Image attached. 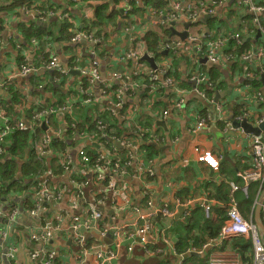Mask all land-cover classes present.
I'll use <instances>...</instances> for the list:
<instances>
[{
    "label": "crops",
    "instance_id": "crops-1",
    "mask_svg": "<svg viewBox=\"0 0 264 264\" xmlns=\"http://www.w3.org/2000/svg\"><path fill=\"white\" fill-rule=\"evenodd\" d=\"M65 2V0H34L29 8L13 7L0 12V82L8 83L7 87H0V128L7 120L25 121L29 126L34 125L35 127L46 126L43 127L44 130L35 133V138H30L29 144L23 151L18 150L13 154L9 151L12 134L1 144L3 153L0 154V168L8 166L11 160L15 163L10 166V169L13 167V170L10 171L14 174L13 180L3 179L0 172V210L6 213L11 207L16 206L19 211L14 220L0 217V264H42L40 259L33 258L31 254L45 244L41 241L35 242L31 235L38 234L40 230L42 231V227L50 222L60 224V229L55 232L52 241L48 242L50 247H56L59 250L57 264H78L79 260L74 251L71 232L68 228L73 214L71 202L75 188L71 178L79 173L81 165L77 160L79 148L84 147L92 152L109 155L115 152L112 146L116 147L117 145L110 139L98 141L95 133L85 127L80 131L77 130V123L95 118L98 114L97 111L104 110L105 103H111V101L107 102L101 98V87L102 82L110 84L118 82L117 79H112L113 71L128 73L124 70L129 66L130 72L134 71L133 61L123 62L119 59L120 55L135 46L132 40L133 36L138 38L141 51L147 52L143 40L145 34L149 30H156L157 16L153 14V9L156 8L151 5L146 6V10L143 12L130 13L133 5L122 0L117 3L112 0L113 4L109 5L106 10L109 19H105L102 24L97 23L95 17V6L99 2L98 0L90 2L93 4L92 7H89L88 3L79 6L76 4L70 11V19L62 18L60 14L48 15L45 10L52 7L63 11L64 8H68ZM255 2L264 8V0H255ZM136 3L140 7L145 4V0H136ZM128 5L131 6V9L125 11L124 9H127ZM226 8L227 5L217 4L216 14L212 17L205 16L214 18L213 24L210 26L207 21L201 19L197 28H203L205 34H209L211 31L217 33L218 29L225 34H230L235 25L239 23V20L236 21V19L240 15V10L234 6H230L228 10ZM118 10H121L123 14L117 13L118 15L110 18ZM160 10L168 13L170 11L168 2L166 10ZM40 12L46 16L44 20L39 18ZM248 16L252 18L251 14ZM261 17L264 22V9ZM62 25H68V33L72 34L71 36L75 32L89 31L98 36L100 42L94 45L91 43L92 41L86 39L69 40L64 37V33H61ZM38 27L42 28V38L40 39L39 36L29 35V30L33 31V28ZM175 30L183 32L185 26L184 28L177 26ZM259 32L258 29H255L253 32L245 33L244 36L251 40L253 45L263 44L261 32L257 37ZM258 45L250 51H254ZM149 54L151 55V53ZM52 56L58 57L59 65L64 71L60 77L56 70L45 67ZM188 58H191L190 54L186 55V60L181 59L177 69L180 74V80L177 81L180 90L171 87L165 89L164 86L159 92L156 91V94L148 95L146 87L139 88L130 96H126L123 106L119 107L120 111L125 114L118 115V121L122 123L123 117L129 120L128 125L125 122L124 124L129 126L130 130V132H125L119 129L120 136L131 138L140 146H153L150 153L155 160L154 175L146 177L145 184L138 177L135 163L124 167L123 174L116 178L120 189L128 190L130 202L132 201L134 205H141L147 198L144 195L145 187L146 194H150L155 202L167 201L166 203L175 210V214L173 217H168L170 219L159 216L150 239V244L159 243L155 252H147L148 254L136 252L132 256L131 254L124 255L125 251L121 250L119 255L123 254L122 257L125 256V259L118 256L116 260L108 261V264H142L144 261L145 264H160L165 256H170L172 264H180L189 257L187 255L189 252L196 253L194 255L196 258L188 260L189 263L206 264L213 257L244 261V257L250 254V250L239 246L244 255L241 254V257L234 249L236 246L232 247L229 239L227 241L209 239L211 241L203 244L200 250L195 249L197 248L195 246L188 245L186 246L188 252L183 251L182 253H179L177 244L181 242L182 237L193 236L195 230H215L229 222L227 206L230 182L237 181L242 186L241 182L244 183V181L238 176V172L250 170L254 162L252 148L254 134L245 133L242 128L234 127L235 121L247 117L250 122L258 125L253 117L244 116L245 112L256 114L259 117L264 115V98L257 97L256 92L249 90L248 87L250 84L248 76L256 77L261 82L260 89L264 96V84L261 80L264 62H259L256 56L250 60L241 59L237 62L232 54L222 53L220 62L215 64L218 72L216 79L220 80L222 84L217 85L218 89L215 92H208L209 99L214 102L212 103L195 92V80H193V77L201 74L212 79L210 77L212 65L209 62L191 67ZM25 62L37 65L38 70L27 75L21 74V66ZM95 62L96 64H94ZM156 64L169 66L171 62L161 57ZM94 65L100 72L101 82L89 81L83 72L76 69L78 67L81 70H90ZM191 68L194 71H191ZM51 70L53 71L52 75L49 73ZM230 84L234 85L229 90L231 93L218 100L222 105L223 112L221 114L216 106L215 97L217 93L227 90ZM87 87H91L96 98H101L98 104H81V93ZM199 88L203 92L208 90L206 84L199 85ZM180 100H183V106L175 107V104ZM38 104L42 108L37 111L56 108L60 105H65L67 108L52 115L49 124L43 118L33 120V115L37 112L34 106ZM213 105L216 107V114L212 112ZM114 107L118 108L115 103ZM165 110L168 111L167 116L163 114ZM207 116H210L207 124L201 129L197 128L199 119ZM68 118H70V122L67 121ZM161 122H165L166 125L163 126ZM59 131L62 132L61 140L66 142V146L59 150L58 156L53 155L50 151L47 156L40 157L37 152L38 142L36 140L48 133ZM117 132L118 130L114 129V133ZM197 146L212 152L220 159L218 171L213 170L205 162L198 161L195 152ZM62 152L69 153L74 167L66 169L64 166V170H61L63 167L61 164L63 162ZM119 152L116 154L119 155ZM37 161L40 163H36ZM31 164L35 167L34 174L30 169ZM33 177H37L39 181L59 186L63 189V199L61 201L42 200L36 190L29 189L33 184ZM7 184L11 186L7 188ZM254 184L253 182L251 187ZM252 190L257 194L251 205H244L243 199L248 194L245 195L243 191L237 193L236 199L239 201V211L243 217L255 222L259 192L255 191V187ZM189 201L193 202L189 205V209L180 212L178 205L187 206ZM37 203L41 205V210L32 213L31 211ZM120 204L123 207L115 210V214H118V221L130 223L135 219V215L125 210L128 200L122 198ZM207 204L211 207L208 212L204 208ZM199 206L206 211L203 227L187 232L186 230L191 227H187L186 220L192 211H197ZM102 210L106 213L114 209L103 205ZM118 221H111V223H119ZM244 237L250 240L248 236ZM94 241L105 248L113 245V239L111 243L99 238H95ZM160 241L163 243L161 244ZM190 248L193 249L189 250ZM9 251H13L15 256L12 258L6 256ZM93 260L92 256L91 262Z\"/></svg>",
    "mask_w": 264,
    "mask_h": 264
},
{
    "label": "built area",
    "instance_id": "built-area-1",
    "mask_svg": "<svg viewBox=\"0 0 264 264\" xmlns=\"http://www.w3.org/2000/svg\"><path fill=\"white\" fill-rule=\"evenodd\" d=\"M77 5H87L85 0H74ZM123 2L129 3L130 0H122ZM168 5L170 6V11L168 13H164L162 10L153 9V14L157 16L155 20L156 29L160 32L163 28H167L168 26H172L173 22L175 23V29L177 26H183L184 24H180L182 20H190L191 25L188 29V37L186 40H181L174 36L171 38V42L167 43V47H172L176 53L184 51L187 54H190L191 58L195 60L196 57L203 58L206 57L207 60L211 63L218 64L222 57V53L226 48L227 43L230 39L235 40L237 44H242L244 34L250 31H254L258 29L263 35L264 38V22L261 18V13L263 11V7L258 5L255 0H219L218 3L213 2L212 0H166ZM238 2L239 5L242 6L240 8V12H247L252 15L251 19L244 18L240 24L239 28L236 31H232L230 34L223 33L222 30L218 29L217 33L210 32L209 34H205L203 28H197L199 26V20L205 16H214L216 14V5H235V2ZM131 6L128 5L125 11H129ZM48 15L55 16L60 14V17L66 18L69 17V13L65 10L54 12L51 8H47ZM45 15L41 16V20L45 19ZM257 27V28H256ZM86 39L88 41H92L94 45L100 42V38L96 36L93 32L89 31H80L75 32L73 35L72 41H79ZM137 37L132 38L133 42L136 41ZM139 41L136 42V47L129 49V51L123 53L119 56V59L123 62L134 61L136 64V70L138 67H141L140 59L143 56L144 52L141 51ZM257 57L259 62H264V42L263 44H259L254 51H248L243 54V60H250L253 57ZM234 58V57H233ZM96 64V62L94 63ZM45 67L56 70L60 74H63L64 71L59 65V60L57 56H52ZM167 67V66H164ZM38 66L27 63L22 64L21 66V74L27 75L29 73H33L38 70ZM79 69V72H83L84 75L87 76L89 81L101 82L102 78L100 72L96 65L93 66L90 70L88 69ZM157 70H149L151 86L150 89L156 90L158 84L156 82L161 80L162 85L166 87L176 88L180 90L177 83L174 82L172 76H167V68L158 69ZM145 71V66L143 68V72ZM66 73V71H65ZM139 74V72H136ZM112 79L115 78L120 82V88H116L113 92H109L111 90L110 83L102 82L101 87V98L105 99L107 102L111 101V103H105L104 109L110 108L114 106V103L118 107L121 108L124 103V99L127 95L126 90L132 89V92L138 89L141 86H147L145 83H140L135 81L130 74L126 72L113 71ZM256 78V77H255ZM62 81L63 78L61 77ZM199 85L209 84L212 82L210 78L201 74L199 76L193 77ZM7 82H0V87H7ZM123 86V87H122ZM136 87V88H135ZM195 88V92L203 98H205V93L200 88ZM249 90L255 91L257 97L263 99V93L260 87H254L253 85H248ZM135 88V89H133ZM118 92L120 99L117 100L113 98L114 93ZM83 94L85 95L83 98ZM131 95V94H130ZM81 104L82 105H95L98 104L101 98H96L94 93L91 90V87H87L83 89L81 96ZM207 100L212 101V99L205 98ZM112 105V106H111ZM183 106V100L178 101L175 104V107L181 108ZM65 105H60L58 107H53L51 109H43L37 111L33 115V120L41 118L45 119L46 123L50 124L51 116L54 115L58 111L66 110ZM115 115L117 110L114 108H110ZM219 112L222 114V109L218 108ZM164 116L168 115V111L165 110L163 112ZM253 117L256 119V123H260L264 120V115L262 117L256 116L253 114ZM209 115V114H208ZM249 115V114H246ZM98 114L96 115V117ZM250 116V115H249ZM210 119V116L201 117L197 122V128H203L207 120ZM98 121V119H97ZM38 122V121H35ZM124 122L126 125L129 124V120L124 118ZM100 128L105 129L106 124L103 120L98 121ZM76 127V124H75ZM29 128L35 130V126H29L25 121H10L7 120L3 127L0 128V154L3 153V148L1 144L5 142V140L15 131V130H29ZM87 129V128H86ZM114 132V128L111 129ZM62 137V132H56L52 134L44 135L38 142L37 152L40 154V157H45L51 151L53 155H57L55 151L51 148V142L53 137ZM115 145L117 142L121 144L124 148L128 149L127 157L130 158L124 163L121 162L119 158H116L118 154H116V147H114V155L113 154H105L99 155L96 159V163L89 165L91 162V155L89 154L88 149L84 147L79 148V156L77 157L78 164L82 163V167H79V173L75 174L71 181L73 183L74 194L73 200L71 202V211L73 214L71 215V222L69 225V231L71 232V241L74 247V251L76 253L77 259L79 260L78 264H108V261H114L118 258L119 252L124 250L125 252L133 253V252H149L150 248L148 244L150 243V239L153 235L154 228L156 226V219L159 216L163 217H173L175 214V210L169 206L167 201L155 202L154 198L150 194L145 193L144 187V195L147 196L144 204L134 205V203L129 198L128 190L120 189L119 184L116 181L121 174H123V168L126 166H130L132 163H135L138 177L143 180L145 184V178L148 176L154 175V162L151 163V160H143L142 155L139 153L140 146L132 141L131 138L127 137H108ZM252 148L254 154V162L253 166L250 170L239 171L238 176L244 181L241 186L237 181L230 182V192H229V203H228V221L226 222L219 236L215 239L220 241L228 240L231 236L237 235H245L248 236L253 245V258L251 261H247L243 263V261L239 259H223L213 257L206 264H264V244L259 233V230L252 220H247L243 217V215L239 211L238 202L236 199V194L238 191H243L245 195L248 194L249 184L252 182H259L261 185L264 183V142L261 139V136L253 135L252 138ZM195 152L197 153L198 161L205 162L208 164L213 170L218 171L220 168V159L216 157L212 152L203 150L199 146L195 148ZM61 157L63 158L62 165L67 168L74 167L73 162L69 153H61ZM115 157V158H114ZM77 177H80L78 179ZM87 177V178H86ZM29 189H34L41 196L42 200H53V201H61L63 199V189L59 186H54L46 181H39L37 177H33V184L29 187ZM143 191V190H142ZM262 191V190H261ZM261 193V192H260ZM260 193L258 195H260ZM122 198H126L128 200V204L125 210L130 211L135 215V219L130 221V223H120L118 221V214H115L116 209H121L123 206L120 204ZM193 202L189 201L187 205L189 206ZM257 203V202H256ZM180 204V203H179ZM107 205L113 208V211H107L106 213L102 210V206ZM146 206V207H145ZM206 211L210 210V205L207 204L204 206ZM41 210V205L36 204L35 208L32 209V213H37ZM18 207L13 206L9 211L3 213L0 210V217H6L9 220H14L16 215L18 214ZM262 218L264 220V203L262 204ZM118 221L112 222L111 221ZM54 224V225H53ZM42 231L38 234H32L31 238L35 242H43L45 246L42 248L38 247V250L32 252L31 256L33 258H38L41 260L42 264H57L56 259L59 253V250L56 247H50L48 242L50 243L54 237L55 232L60 229L59 223H46L42 227ZM108 233H112L113 245L111 247L105 248L100 243L95 242L94 240L89 241L88 238H97L95 235H99L100 237L107 236ZM92 234V235H91ZM15 251V249H13ZM14 257L15 253L8 252L6 256ZM93 256L94 260L91 262V257ZM107 262V263H106ZM16 264V263H15ZM113 264V263H112ZM180 264H184L180 263ZM186 264H194V263H186Z\"/></svg>",
    "mask_w": 264,
    "mask_h": 264
},
{
    "label": "trees",
    "instance_id": "trees-1",
    "mask_svg": "<svg viewBox=\"0 0 264 264\" xmlns=\"http://www.w3.org/2000/svg\"><path fill=\"white\" fill-rule=\"evenodd\" d=\"M65 1H66L65 4L68 6V8L67 9L64 8V10L67 11L70 14V11L75 7V5L78 2H76L74 0H65ZM85 1L88 3L89 7H92L93 4L90 3L92 0H89V1L85 0ZM98 1H99L98 4L95 6V10H96L95 17L97 18L96 22L99 23V24H102V23H104L103 21L105 19H109V17L107 18L106 10L109 7V5H111L113 3H112V0H98ZM114 1L117 3L120 0H114ZM33 2H34V0H0V12H2L3 10L11 9L13 7L29 8V7L32 6ZM213 2L218 3L219 0H212V3ZM129 3L131 5H133V8H132V10L130 12V13H132V12H135V11H142L143 12L144 10H146V8H147L146 6H149V5L153 6L154 8H156L158 10H160V9L166 10V3L167 2H166V0H145V4L143 6L140 5V7L137 6L139 4L136 3V0H130ZM230 6H234V7H237V8L239 6L240 8H242V6L239 5L237 1L235 2V5H231V4L227 5L226 9L228 10L230 8ZM41 8H44V7H41ZM49 8L53 9L52 7H49ZM45 10H47V9H45ZM53 10H54V12L59 11L57 9H53ZM232 11L235 12V10H232ZM117 13L121 14V15L123 14L121 12V10H118L110 18L115 17L116 15H118ZM130 13L127 12V14H130ZM42 15H44V14H42L40 12V15H39L40 19H41ZM244 18L249 19L251 17L248 16L247 12H243V13L240 12V15L238 16V19H236V21L239 20V23L237 25H235L234 30H232V31L238 30L239 24ZM201 19L207 21V23H209L210 26L214 22V18L202 17ZM184 22H190V20H182L180 24H184ZM68 25L70 27V24H68ZM68 25H62L61 33H64L65 34L64 37H66L67 39L70 40L71 37H72L71 36L72 34L68 33L69 32V28H67ZM172 26L175 27V25H173V24H172ZM172 26H168L167 28H163L161 32L158 29L149 30L145 34V37L143 39L144 42H145L146 51L151 53L150 56H152L155 59L156 62L160 61L161 57L169 60L171 62V64L169 66L164 67V66H161V65H157L156 67H153V66H151V64L148 61H146V60H144L142 58L144 56V54H143V56L140 59V64H142L141 67H138L137 70H136V64L133 61L134 64H135L134 71L130 72V66L126 67V69L124 70V71H127L135 81L140 82V83H145L147 85V86H141L139 88H145L146 87L145 89H146V92H147L148 95H150L152 93L156 94L157 92H159V90L162 87H164L162 85V82H161V80L163 78H160V80H158L156 82V84H158V88H156V90H153V91L150 89L151 80H150L149 70H157V71H159L158 69L167 68L168 71H167L166 77L167 76H172L173 79H174V82H176V83H177V81L179 82V80H180V77H179L180 74H179V72L177 70L178 66H179V62L181 61V59L186 60V55L188 56V54L185 53L184 51L176 53L175 50L172 47H167L166 46L168 42L172 41L171 38H173V36L170 38V35H171V32H172ZM41 31H42V28H40V27H38L36 29L33 28V31L29 30V35H36L37 37L39 36V39H40V38H42ZM137 41H139L138 38L136 39V41L133 42L134 45H135L133 47H136V42ZM256 45H258V43ZM256 45H253L251 40H248V39H245V38H243L242 44H237L235 42V40L230 39L229 42L226 45V48L224 49V53H225V55L232 54V56L235 58V60H237V62H239L241 60L243 54L248 52V51H250V50H253V48H255ZM188 63H189V65L191 67H195L196 65L201 66L204 62L201 61V58L196 57L195 60H193L192 58H188ZM25 64H27V62H25ZM144 66H145V71L143 72ZM148 66H150L153 69H150ZM211 69H212L211 70L212 74H210V77L212 78V80L213 81H217L216 85L222 84V82L220 80L216 79L217 75H218L217 67L215 65H212ZM191 71H194L193 68H191ZM136 72H139V74H137ZM191 73H193V72H191ZM118 82H116L117 85L115 84V82L110 84L111 90H109V92H113L116 88L117 89L120 88L121 84H120V82L119 83ZM248 82L251 85H253L254 87H260L261 86V82L258 79L249 80ZM135 88H133V89H135ZM167 88L168 87H166L165 89H167ZM138 89H136V90H138ZM162 90H164V89H162ZM8 91L10 92V89ZM135 91H133V92H135ZM11 92H12V89H11ZM125 92L127 93L128 96H130V94H132V89L126 90ZM210 92H212V91H210ZM84 96L85 95L83 94L82 98ZM113 98H114V100L115 99H117V100L120 99V96L118 95L117 90L114 93ZM34 108L37 111V110L41 109L42 107L40 106V104H38V105H35ZM110 108H114V106L110 107ZM110 108L104 109L102 112L97 111L98 116L95 117V118H91V119H89L87 121L83 120L81 123L78 122L76 129L80 131L83 127H85V128H87V130H92L95 133L96 137L98 138V141L100 139H107L110 136L111 137H114V136L115 137H121L120 133H119V129H121V130H123L125 132H130L129 126H125V124H124V117H123V122L122 123H120L118 121V115L121 114V116H123L125 113H123V111L121 112L120 111L121 109H119L117 111V113L114 115L113 111ZM97 119H98V121L99 120H103V122L106 124L107 128H105V129L100 128ZM67 121L70 122V118H68ZM131 123H132V121H131ZM40 127L41 126L35 127L34 131H32L31 128H29V130H15L12 133L11 138H10L11 141H12L11 142V146H10V150H9L11 152V154H13L14 152H17L18 150L19 151H23L27 147V145L29 144L30 138L31 137L35 138V133L37 131L40 132V130H42V129L44 130L43 127H41V128ZM112 127L114 129L118 130V132L114 133L111 130ZM41 132H46V131H41ZM144 137H145V134H144ZM40 139H37L36 141H39ZM61 139H62L61 137H55V136L52 138L51 148L55 151V153H59V150L63 146H66V142L61 140ZM153 148H154L153 146H145V145L144 146H140L139 153L142 155V159L144 161L145 160H148V161L151 160V163L155 162V160L151 157L152 155L150 153V150L152 151ZM126 149L127 148H119V147L116 146V151L117 152H119L121 150H124V151L119 152L120 154L116 157V158H119L122 163H124L125 161L130 159V158L127 157V153H128L127 151L128 150H126ZM89 154L91 155V162H90L89 165L95 164L97 157L99 155H101L100 153H96V152H89ZM12 161L13 160H11L8 163V166H3L2 168H0L1 176L5 180H13L14 179V174L10 173V171L13 170V167L10 169V166H11L12 163H15L14 161L13 162ZM36 163H40V162L37 161ZM79 167H82V163H81V165ZM30 169L32 170V174H34L35 173L34 172L35 167L32 164L30 166ZM61 170H64V165H63V167H61ZM30 172H29V175L31 177ZM77 178L80 179V177H77ZM254 183L255 184L252 187H251V185L253 184V182L251 184H249V190H248L247 197H245L242 194L245 197L243 199L244 205H246V204L247 205H251L254 202V199H255V196H256L257 193L255 194V192L252 190L253 187H255V191L256 192L258 191L259 193L262 192L261 190L264 189V183L262 185L259 182H254ZM241 184L243 185V182H241ZM10 186H11L10 184L6 185L7 188H9ZM228 195H229V192H228ZM228 198H229V196H228ZM132 200H134V199H132ZM237 202H238V207H239V201L237 200ZM228 203H229V201H228ZM142 204H144V201L142 202ZM227 209H228V206H227ZM160 217H163V216H160ZM160 217H157L156 223L158 221V218H160ZM165 219H170V218L167 217ZM205 219H206V211H205V209H203L202 207L199 206L197 208V211H195V212L192 211V213L188 216V218L186 220L187 223H188L187 227H191V228L187 229L186 231L189 232L190 230H193V229L195 230V228L203 227V221ZM222 227H223V225L219 226L215 230H213V229H209V230H205V231H202V230L196 231L195 230V234L193 236H191V237H182L181 238V242H179L177 244V248H178L179 253H182L183 251L184 252L187 251L186 246H188V245H190V247L191 246L197 247V248H195L197 250L202 249L203 244H206V243H208L211 240H215V238H217L219 236V233H220ZM244 236L245 235L231 236L229 238V241H231L232 247L234 245L236 246V247H234V249H235L236 252L239 253V255L242 254V250L239 248V246L244 248V249L250 250V254L247 257H244V261L242 260L243 263H246L247 261H251L252 258H253V245H252L251 240L245 239ZM209 239H211V240H209ZM88 240L91 241V240H94V238L91 237V238H88ZM160 243L162 244L163 242L160 241ZM158 245H159V243H156V244H150L149 243L148 247L150 248V251L148 253H150L152 251L155 252L157 247H158ZM179 248H180V250H179ZM191 249H193V248H190L189 250H191ZM134 253H136V252H133V253H130V254L133 256ZM148 253L145 252V254H148ZM125 254H129V253L125 252L124 255ZM187 255L189 257L186 258L184 264H186V262H188V260L196 258V256H194L195 254H193L192 252L187 253ZM242 255H241V257H242ZM251 255H252V258H251ZM122 256H123V254L119 255V257H122ZM122 258L125 259V256L122 257ZM138 261L141 262L140 260H138ZM142 264H145V261ZM160 264H172V260H171L170 256H165V258H163V261Z\"/></svg>",
    "mask_w": 264,
    "mask_h": 264
},
{
    "label": "water",
    "instance_id": "water-1",
    "mask_svg": "<svg viewBox=\"0 0 264 264\" xmlns=\"http://www.w3.org/2000/svg\"><path fill=\"white\" fill-rule=\"evenodd\" d=\"M176 22H173V25H175ZM185 28L188 29L191 25V22H184ZM188 31L185 30L183 32H179L177 30H175L174 26H172V32L170 37L176 35L179 36L181 39L185 40L188 37ZM260 36V32L258 33V36ZM144 60L148 61L151 66L156 67L157 64L155 63V59L150 56V54L148 52L144 53V56L142 57ZM203 62H206L207 59L204 58L202 60ZM260 70V69H259ZM76 71V70H73ZM49 73L52 75L53 71H49ZM261 80L264 84V72L261 73ZM234 85L230 84L229 88L225 91H222L220 93L216 94L215 100L218 101L220 98L224 97L225 95H229L231 92L229 91L230 89H232ZM161 124L163 126H165V122H161ZM43 127H46L45 125H43ZM234 127H240L244 130L245 133L248 134H254L257 136H261L262 141L264 142V136H263V131H264V120L262 122H260L258 125L253 124L252 122L249 121V119L247 117H244L242 120L240 121H235V126ZM117 146L122 148L123 146H121L120 143L117 142ZM264 203V189L262 190L261 194L259 195V198L257 200L256 203V209H255V224L259 230V233L261 235L263 244H264V220L262 218V204ZM178 209L180 212H184L186 209H189V206L185 205L183 206V204L178 205ZM97 238H99L100 240H104L108 243H111L112 240V233H108L107 236L105 237H100L99 235H95ZM196 254V253H193Z\"/></svg>",
    "mask_w": 264,
    "mask_h": 264
},
{
    "label": "flooded vegetation",
    "instance_id": "flooded-vegetation-1",
    "mask_svg": "<svg viewBox=\"0 0 264 264\" xmlns=\"http://www.w3.org/2000/svg\"><path fill=\"white\" fill-rule=\"evenodd\" d=\"M66 18L70 19V14H69V17H66ZM185 30H186V29H185ZM72 37H73V36H72ZM72 37H71V39H72ZM173 37H174V36H173ZM176 38L181 39L179 36H176ZM244 38L247 39V37H245V36H244ZM186 39H187V38H186ZM186 39H185V40H186ZM181 40H183V39H181ZM261 42H262V43L264 42V38H263V40H262ZM144 52H145V51H144ZM223 53H224V51H223ZM204 58H206V57L201 58V61H202ZM206 59H207V58H206ZM202 62H203V61H202ZM204 63H209V61L207 60V61L204 62ZM210 64H211V65H215V63H211V62H210ZM248 79H249V80H254V79H257V78H255L254 76H251V77L248 76ZM210 80H211L212 84H211V85L206 84V86H208V90H207V92H204V93H205V96H206L205 98H209L208 92H210V91L215 92V91L218 89V88H216V87H217V85H216V84H217V81H213L212 79H210ZM196 84H197V85H196ZM197 87H198V83L195 81V88H197ZM198 88H199V87H198ZM194 90H195V89H194ZM215 102H217V103H216L217 108H219V107L221 108V106H222L221 103H219V101H215ZM212 103H214L213 100H212ZM221 109H222V108H221ZM218 111H219V110H218ZM222 112H223V110H222ZM246 114H248L247 111L245 112L244 116L253 117L252 114H249L250 116H249V115H246ZM243 118H244V117H243ZM243 118H242V119H243ZM253 118H254V117H253ZM242 119H240V120H242ZM240 120H239V121H240ZM254 121L256 122V119H255V118H254ZM261 122H262V121H261ZM206 124H207V123H206ZM258 124H259V123H258Z\"/></svg>",
    "mask_w": 264,
    "mask_h": 264
},
{
    "label": "rangeland",
    "instance_id": "rangeland-1",
    "mask_svg": "<svg viewBox=\"0 0 264 264\" xmlns=\"http://www.w3.org/2000/svg\"><path fill=\"white\" fill-rule=\"evenodd\" d=\"M263 12V11H262ZM212 112L214 113V114H216V107L213 105L212 106ZM217 258H221V257H217ZM223 259H225V258H223ZM226 260H229V259H226Z\"/></svg>",
    "mask_w": 264,
    "mask_h": 264
},
{
    "label": "clouds",
    "instance_id": "clouds-1",
    "mask_svg": "<svg viewBox=\"0 0 264 264\" xmlns=\"http://www.w3.org/2000/svg\"><path fill=\"white\" fill-rule=\"evenodd\" d=\"M186 29V28H185ZM186 263H189V262H186Z\"/></svg>",
    "mask_w": 264,
    "mask_h": 264
}]
</instances>
